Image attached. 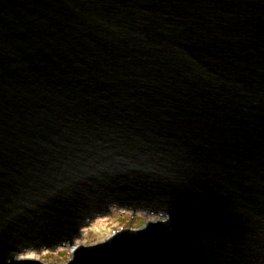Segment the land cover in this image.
I'll return each mask as SVG.
<instances>
[{"label":"water","instance_id":"95a60500","mask_svg":"<svg viewBox=\"0 0 264 264\" xmlns=\"http://www.w3.org/2000/svg\"><path fill=\"white\" fill-rule=\"evenodd\" d=\"M65 247L264 264V0H0V264Z\"/></svg>","mask_w":264,"mask_h":264},{"label":"rangeland","instance_id":"374dc122","mask_svg":"<svg viewBox=\"0 0 264 264\" xmlns=\"http://www.w3.org/2000/svg\"><path fill=\"white\" fill-rule=\"evenodd\" d=\"M153 218L142 214L133 215L130 212L118 211L112 216L96 220L93 225L84 231L78 245H94L105 241L107 238L124 228H139ZM29 256V257H28ZM28 258H34L44 263H67L72 257L69 247L59 248L53 251H42L40 253H28Z\"/></svg>","mask_w":264,"mask_h":264},{"label":"bare ground","instance_id":"6f19581e","mask_svg":"<svg viewBox=\"0 0 264 264\" xmlns=\"http://www.w3.org/2000/svg\"><path fill=\"white\" fill-rule=\"evenodd\" d=\"M77 244V243H76ZM32 259H34V258H32Z\"/></svg>","mask_w":264,"mask_h":264}]
</instances>
